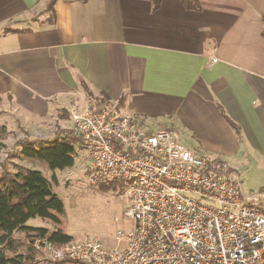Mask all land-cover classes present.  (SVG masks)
<instances>
[{
	"label": "crops",
	"instance_id": "1",
	"mask_svg": "<svg viewBox=\"0 0 264 264\" xmlns=\"http://www.w3.org/2000/svg\"><path fill=\"white\" fill-rule=\"evenodd\" d=\"M50 1L0 0V125L62 139L74 105L115 106L201 154L264 149V0Z\"/></svg>",
	"mask_w": 264,
	"mask_h": 264
},
{
	"label": "built area",
	"instance_id": "2",
	"mask_svg": "<svg viewBox=\"0 0 264 264\" xmlns=\"http://www.w3.org/2000/svg\"><path fill=\"white\" fill-rule=\"evenodd\" d=\"M70 111L86 180L126 184L128 230L102 240L28 243L69 264H264V191H246L233 164L186 146L174 127L139 129L125 112Z\"/></svg>",
	"mask_w": 264,
	"mask_h": 264
},
{
	"label": "rangeland",
	"instance_id": "3",
	"mask_svg": "<svg viewBox=\"0 0 264 264\" xmlns=\"http://www.w3.org/2000/svg\"><path fill=\"white\" fill-rule=\"evenodd\" d=\"M88 100H90L88 98ZM75 106V105H74ZM73 106V107H74ZM72 107V109H73ZM87 108V107H86ZM83 106H77V111L84 112ZM93 110H113L115 106H104L101 109L89 107ZM0 121H7L4 115L0 114ZM69 130L71 132L73 121L69 113ZM8 129V136L5 138V148L0 154V173L4 169L16 172V167L32 166L44 170V175L52 180L55 176L54 191L63 200L65 206L64 227L73 241L81 242L90 237L100 238L106 247L117 246L116 234L119 230H128L132 226V220L124 216L127 200L125 196L126 184H115L111 181L98 182L91 184L86 180L87 156L84 150L78 145L77 141L72 140L76 148L75 165L62 171L51 172L45 163L40 161L27 160L19 157L20 146L18 142L31 136L24 128L12 124ZM51 138L50 136L48 137ZM231 144V143H230ZM230 144H227L212 154L215 158L229 160L241 179L243 188L246 191H264V149H258L251 145L240 147L238 151L232 152ZM15 156H11V155ZM31 168V167H29ZM32 227H47L51 230L54 226L40 219H33L27 223ZM24 241V238L21 237ZM29 240H26L28 244ZM26 248V247H25ZM18 255L24 264H69L67 262H54L46 260L40 252L30 255L25 249H21ZM31 259L25 261V257ZM24 257V258H23Z\"/></svg>",
	"mask_w": 264,
	"mask_h": 264
},
{
	"label": "trees",
	"instance_id": "4",
	"mask_svg": "<svg viewBox=\"0 0 264 264\" xmlns=\"http://www.w3.org/2000/svg\"><path fill=\"white\" fill-rule=\"evenodd\" d=\"M183 1L188 3L195 0ZM56 2L57 0H51L48 10H54ZM189 5L192 6L191 3ZM83 86L87 89L86 85ZM122 102L124 99L120 100L119 107ZM64 114L62 116L64 118L69 116L67 111ZM8 134L7 127L0 125V154L5 148L3 140ZM67 138L78 142L71 136L51 140L25 138L18 142L19 157L43 162L51 172L72 168L75 165L76 148L72 144L73 141ZM16 169V172L4 169L0 173V264H24L19 261L22 255L18 254L23 248L32 255L35 250L26 243V240L30 241L37 236L47 237L58 244L73 240L64 227L65 206L63 200L54 191L55 176L49 180L39 170L23 166ZM113 183L115 189L119 187L118 183L123 184ZM33 219L51 224L54 229L28 226L27 223ZM30 255L23 257L25 261L31 259Z\"/></svg>",
	"mask_w": 264,
	"mask_h": 264
}]
</instances>
